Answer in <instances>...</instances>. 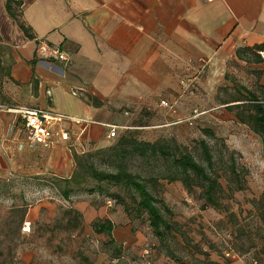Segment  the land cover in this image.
Instances as JSON below:
<instances>
[{
    "label": "crops",
    "instance_id": "crops-1",
    "mask_svg": "<svg viewBox=\"0 0 264 264\" xmlns=\"http://www.w3.org/2000/svg\"><path fill=\"white\" fill-rule=\"evenodd\" d=\"M7 1L0 0V107L65 118L54 123V146L44 149L27 143L18 115L0 111V174L32 176L46 183L45 192L56 191L53 180L71 177L73 153L115 140L108 125L120 127L118 135L147 121L174 125L197 110L192 87L214 97L230 65L255 67L264 81V62L237 57L238 49L264 43V0H10L16 19ZM38 41L69 61L38 55ZM85 201L72 208L115 223L117 213ZM118 233L129 237L128 229Z\"/></svg>",
    "mask_w": 264,
    "mask_h": 264
},
{
    "label": "rangeland",
    "instance_id": "rangeland-1",
    "mask_svg": "<svg viewBox=\"0 0 264 264\" xmlns=\"http://www.w3.org/2000/svg\"><path fill=\"white\" fill-rule=\"evenodd\" d=\"M261 74V70L249 65H230L226 73L229 80L224 81L214 97L197 94L199 90L195 85L192 91L197 114L191 111L178 119L198 116L199 120L193 126H175L165 131L168 132L165 138L175 139L210 173L222 176L226 195L221 200V209L204 208L201 188L196 187L189 193L180 182L160 179L150 183L148 177L164 173L165 169L155 162L134 161L131 171L143 177L172 213L163 210L175 231L161 244L146 214L136 212L137 195L123 186L103 183L107 190L104 194L86 193L79 198L65 199L54 191H30L32 176L0 174V264H156L159 261L160 264H174L167 255L168 249L186 264H264V144L259 136L239 123L227 105L222 104L239 96L236 84L264 99ZM3 102L0 90V103ZM202 113L206 114L202 116ZM204 129L213 131L215 138L205 135ZM202 140H206L214 156L212 167L202 153ZM224 144L233 152L238 176L232 172ZM97 149L100 148L92 151ZM95 163L106 168L99 158H95ZM110 194H118L120 198L113 200ZM43 199L51 206L37 208ZM76 199L86 200L89 206L100 208L99 211L107 207L108 214L120 215L115 219L117 244H108L107 237L94 231L93 223L100 219L94 216V211H86L80 221L67 217L65 212ZM126 206L130 209L128 214ZM33 212L37 215L32 216ZM76 225L78 228L74 229ZM120 228L128 229L127 239H119ZM147 251L150 253L146 254Z\"/></svg>",
    "mask_w": 264,
    "mask_h": 264
},
{
    "label": "trees",
    "instance_id": "trees-1",
    "mask_svg": "<svg viewBox=\"0 0 264 264\" xmlns=\"http://www.w3.org/2000/svg\"><path fill=\"white\" fill-rule=\"evenodd\" d=\"M13 4L16 3L8 0L6 7L10 16L16 19L12 7ZM22 28L29 34L25 26H22ZM262 51H264V43L255 45L254 47L238 49L237 57L245 60L247 63L261 64L263 60L259 53ZM235 88L239 96L228 101H223L222 104L227 105L228 111L234 114L239 123L247 126L253 133L259 136L264 144V99H260L256 93L244 86L236 84ZM262 88L264 90V86ZM243 91L246 94L242 93ZM198 120L195 118L190 122L177 123L169 127L165 126L167 123L154 124L147 121L142 125H136L132 129L123 131L122 134L115 138L114 142L104 148L97 149L96 151L90 150L83 154L73 153L75 163L73 174L70 178H57L53 180L52 183L55 187L52 188H55L56 191L54 192L60 193L62 197L67 199L73 197L79 198L86 193L90 195L96 192L100 195L104 194L107 190L103 187V183L123 186L137 195L135 199L136 212L138 214H146L153 233L160 240L161 244L165 243L167 237L175 231V226L165 218L163 210L167 214H172L171 210L163 199L157 197L150 190L146 181L139 173L131 171L130 166L136 160H141L147 164L155 162L157 165H162L165 172L148 177L150 183H157L160 179L166 180L169 183L180 182L189 193L193 192L196 187L201 188L202 198L205 200L204 208L221 209V200L226 195V189L221 183L222 176L210 173L205 166L197 162L187 148L178 145L175 139L165 138V134L168 133L165 132L167 129L181 125L193 126ZM203 133L215 138L213 131L204 129ZM200 146L207 164L212 167L215 162L214 156L206 140H202ZM224 146L230 156L229 161L231 162L232 172L234 176H238L233 152H230L225 144ZM95 158H99L104 162L106 168L98 167L95 163ZM29 181L30 191L36 189L42 191V187L46 184L45 182L39 183L38 180ZM92 183H97L96 187H90L89 185ZM109 197L117 200L120 198V195L110 194ZM75 201H78V199ZM73 203L74 201L71 203V208L65 214H67V217L71 221H80L82 213L72 208ZM42 204H44L43 201L37 208H43ZM125 211L128 214L130 211L129 207L126 206ZM123 214L128 217L125 213ZM33 215L36 216L37 213L33 212ZM34 219L32 218V220ZM70 224H74V222ZM115 227V223L108 218H100L93 223L94 231L99 235L107 237L109 239L108 244L110 245L117 244L113 238ZM77 228L78 225L74 226V229ZM149 253L150 251H148ZM201 253L207 254L203 251ZM167 255L176 264H185L170 249L167 250ZM208 264L218 263L210 262Z\"/></svg>",
    "mask_w": 264,
    "mask_h": 264
},
{
    "label": "built area",
    "instance_id": "built-area-1",
    "mask_svg": "<svg viewBox=\"0 0 264 264\" xmlns=\"http://www.w3.org/2000/svg\"><path fill=\"white\" fill-rule=\"evenodd\" d=\"M209 2H212L214 0H207ZM37 54H42L43 56L47 58H52L55 60H59L62 62H68L69 58L66 52L61 50L58 47H53L48 45L46 42L38 41V48H37ZM263 62H264V51L259 53ZM78 90H74L73 94L78 95ZM161 106L166 108H171L172 105L166 101L162 100L160 102ZM8 110L20 117V119L23 121L24 126V132L26 141L31 146H39L41 148L47 149L55 144L56 140V134L54 132V123L60 122L64 120L65 117L61 115H54L51 112L45 111L41 108H30V107H16V108H8V107H0V111ZM193 114H197V110L193 112ZM206 113H202L200 115H204ZM198 116H193L191 118H186L183 120L177 121V123L182 122H190L191 120L195 119ZM111 129L108 137L110 139H115L118 136V129L120 127L118 126H109ZM132 129L131 127H122V130H128ZM62 139L67 141L69 138L67 134L61 135ZM148 254V251L147 253Z\"/></svg>",
    "mask_w": 264,
    "mask_h": 264
}]
</instances>
